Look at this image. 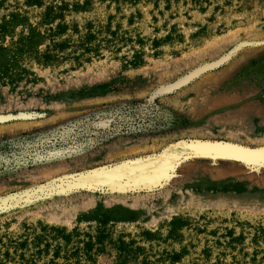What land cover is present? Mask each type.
I'll return each mask as SVG.
<instances>
[{
    "label": "rangeland",
    "instance_id": "rangeland-1",
    "mask_svg": "<svg viewBox=\"0 0 264 264\" xmlns=\"http://www.w3.org/2000/svg\"><path fill=\"white\" fill-rule=\"evenodd\" d=\"M7 114L0 264H264V0H0Z\"/></svg>",
    "mask_w": 264,
    "mask_h": 264
},
{
    "label": "water",
    "instance_id": "water-1",
    "mask_svg": "<svg viewBox=\"0 0 264 264\" xmlns=\"http://www.w3.org/2000/svg\"><path fill=\"white\" fill-rule=\"evenodd\" d=\"M241 44V46H243L245 43H240ZM239 45V44H238ZM238 45H236V46H238ZM236 46L231 50V51H229V53H227V54H229V55H231V54H233V53H231L235 48H236ZM241 46H239V48L241 47ZM231 53V54H230ZM226 54V55H227ZM226 55H224V56H222V57H220V58H218L217 60H215V61H213V62H211V63H208V65H211L208 69H210V68H213V67H216V66H218L219 64H221L222 62H224L225 60H227V58H229V57H227V58H225V56ZM208 69H206V70H208ZM195 70V69H194ZM191 72H193V71H191ZM190 74V73H189ZM188 75V74H187ZM186 76V75H185ZM185 76H183V77H185ZM182 77V78H183ZM179 80V79H178ZM178 80H176L175 82H173V83H171V84H168L167 86H169V85H173V84H175ZM160 88H162V86H160L154 93H153V95L151 96V99L154 97V96H156V95H159V94H163V93H165V92H169V91H171V90H173V89H175V88H177V86H175V87H172V88H170V89H168L167 91H163V92H158V90L160 89ZM156 93V94H155ZM20 116H24L23 114H19L18 116H15V117H20ZM11 118H14V116L13 115H10V114H7V115H0V122H3V121H6V120H9V119H11ZM190 140V139H189ZM179 142V141H178ZM177 143V142H176ZM188 157V156H187ZM188 158H190V157H188ZM211 159H213L212 157H210ZM236 161V160H235ZM236 162H239V163H241V164H243V165H245V166H249V167H255V166H264V162H249V163H243V162H240V161H236ZM101 167H103V166H101ZM71 176V175H70ZM161 185V182L160 183H158L157 185H155V186H153L152 188H144V187H141L140 189H135V190H139V191H142V190H152L153 188H155V187H157V186H160ZM86 187V186H85ZM92 188V187H91ZM85 189H89V187H86ZM90 190H99V191H101V192H114V191H116V189H114V188H111V187H109L108 185H105V184H100V185H98V186H96L95 187V189H90ZM130 191H134V190H130ZM37 197H39V196H37ZM18 202V200H15V201H13V204H16ZM7 205H9V203H6V202H3L2 203V205H0V209H1V207H6Z\"/></svg>",
    "mask_w": 264,
    "mask_h": 264
},
{
    "label": "bare ground",
    "instance_id": "bare-ground-1",
    "mask_svg": "<svg viewBox=\"0 0 264 264\" xmlns=\"http://www.w3.org/2000/svg\"><path fill=\"white\" fill-rule=\"evenodd\" d=\"M190 104H191V106L192 105H194V107H195V109H196V112L197 113H200L201 112V109L196 105L197 103H196V100L195 99H189V101H188ZM219 124L223 127V126H225V127H228L230 130H236L237 132H243V133H248V131H247V128L245 127L244 129H243V127H241V125H239L238 123H235V124H230V123H228V122H219ZM160 143V141L159 140H154V141H152V142H148V141H146V140H144L143 141V143L142 144H138V145H135V146H137V147H126L125 145H123V144H120V145H117L114 149H112V150H110V151H108L106 154H108L107 156H114L115 154L117 155V154H120V153H124V152H130V151H132V150H135L134 148H139V147H142V148H144V147H148V148H151V147H154L155 145H157V144H159ZM140 145V146H139ZM221 145V144H220ZM219 151H223V152H236L237 150H235V149H228V148H223V147H216ZM204 150H206V149H208L207 147H204L203 148ZM241 154V153H240ZM144 167V164H138V165H133V167L132 168H130V170H132V171H138L139 169H141V168H143Z\"/></svg>",
    "mask_w": 264,
    "mask_h": 264
},
{
    "label": "snow or ice",
    "instance_id": "snow-or-ice-1",
    "mask_svg": "<svg viewBox=\"0 0 264 264\" xmlns=\"http://www.w3.org/2000/svg\"><path fill=\"white\" fill-rule=\"evenodd\" d=\"M261 160L264 161V151L261 153Z\"/></svg>",
    "mask_w": 264,
    "mask_h": 264
}]
</instances>
